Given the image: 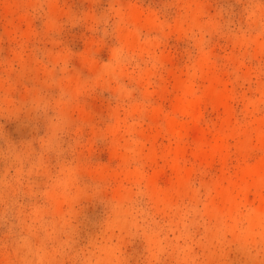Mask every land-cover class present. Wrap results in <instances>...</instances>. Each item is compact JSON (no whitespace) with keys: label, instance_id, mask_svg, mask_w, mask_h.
Segmentation results:
<instances>
[{"label":"rangeland","instance_id":"obj_1","mask_svg":"<svg viewBox=\"0 0 264 264\" xmlns=\"http://www.w3.org/2000/svg\"><path fill=\"white\" fill-rule=\"evenodd\" d=\"M260 166L264 0H0V264H264Z\"/></svg>","mask_w":264,"mask_h":264},{"label":"bare ground","instance_id":"obj_2","mask_svg":"<svg viewBox=\"0 0 264 264\" xmlns=\"http://www.w3.org/2000/svg\"><path fill=\"white\" fill-rule=\"evenodd\" d=\"M262 167H264V166H260L259 168H262ZM262 170H264V169H262ZM254 173H255V169L251 168V169L244 170L242 172V175L245 177H248V178H254V175H255Z\"/></svg>","mask_w":264,"mask_h":264}]
</instances>
